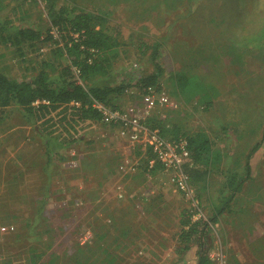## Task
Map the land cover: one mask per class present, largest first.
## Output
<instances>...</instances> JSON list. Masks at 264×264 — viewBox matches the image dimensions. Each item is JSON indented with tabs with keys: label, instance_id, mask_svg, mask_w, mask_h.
I'll list each match as a JSON object with an SVG mask.
<instances>
[{
	"label": "rangeland",
	"instance_id": "obj_1",
	"mask_svg": "<svg viewBox=\"0 0 264 264\" xmlns=\"http://www.w3.org/2000/svg\"><path fill=\"white\" fill-rule=\"evenodd\" d=\"M54 2L98 15L117 33L115 81L127 76L131 83L124 104L141 106L133 84L155 75L175 104L161 116H172L179 133L208 139L209 149L191 156L185 168L211 223L202 236L209 261L216 264L211 254L224 255L231 242V251L264 264V0ZM47 6L45 0H0V70L14 80L52 73L59 58L66 62L56 58L52 41L14 38L18 27H28L44 39ZM177 74L190 85L177 87ZM79 135L48 155L20 109L0 107V264H172L183 246L197 251L180 239L195 221L167 175L160 169L146 175L143 152L114 141L102 124L85 123ZM127 157L137 164L135 174L117 170ZM228 175L241 181L234 194L226 188ZM214 218L223 221L221 228ZM246 223L255 227L241 228ZM244 231L255 237L247 248Z\"/></svg>",
	"mask_w": 264,
	"mask_h": 264
},
{
	"label": "trees",
	"instance_id": "obj_2",
	"mask_svg": "<svg viewBox=\"0 0 264 264\" xmlns=\"http://www.w3.org/2000/svg\"><path fill=\"white\" fill-rule=\"evenodd\" d=\"M45 1L48 2L47 17L50 24L47 33L51 27L57 28L62 43L55 50L56 58L58 59L60 55L66 62H61L59 58L58 64L51 63L52 73L42 70L28 81L14 80L0 70V107L14 105L19 108L25 121L34 127L37 135L43 140L45 151L49 155L53 149L75 144L83 124L88 122L101 124L100 115L92 106L93 101L102 102L113 109L126 105L122 98L131 83H127V76L118 83L115 81L119 73L114 68V63L118 58V47L121 43L117 33L106 26L100 16L84 11L74 13L65 4L55 7V0ZM74 33H78L77 40L72 37ZM14 38L19 42L32 44L42 41H52L56 44L49 33L41 39L38 31L28 27H18ZM90 48L96 49L98 54L88 62ZM71 65L79 69L80 83L74 79ZM176 84L181 89L185 88L190 85V79L184 74H177ZM133 86H136L139 92H145L147 86L160 89L155 75L142 77ZM35 101L38 103L34 104ZM157 111L148 118L147 124L157 128L162 137H185L188 141L190 157L200 158L209 149V141L203 133L195 132L188 135L185 131L179 133V128L169 123L173 117H161ZM149 157L150 153L146 150L142 161L146 162ZM119 163L120 161L117 165ZM157 169L158 167L155 166L152 173ZM249 169L247 162V173ZM240 186L241 181L236 175H228L226 188L231 194H234ZM228 201L229 199L216 210V214H221L225 210ZM211 220L215 221V218ZM208 224L211 223L195 221L192 226L187 225L185 231L182 229L180 235L182 241L186 243L192 241L196 245L195 264H212L202 250V236ZM190 248L183 246L180 250L182 252L172 264L188 263L182 256ZM46 264L53 262L49 261Z\"/></svg>",
	"mask_w": 264,
	"mask_h": 264
},
{
	"label": "built area",
	"instance_id": "obj_3",
	"mask_svg": "<svg viewBox=\"0 0 264 264\" xmlns=\"http://www.w3.org/2000/svg\"><path fill=\"white\" fill-rule=\"evenodd\" d=\"M53 41L61 46L60 35L56 27H51L49 30ZM74 40H77L78 33L72 34ZM88 62H91L96 57L98 51L94 48L88 49ZM74 79L80 83L79 69L75 66H70ZM141 98V106L134 104H126L120 108L113 109L110 106L93 101L92 106L100 115V123L112 132L114 141H124L130 148H137L143 153L149 151L150 157L145 162L146 175H151L154 167L168 176L169 184L173 190L186 197L191 206V217L193 221H206L203 210L195 197L194 189L189 182L186 165L190 158L188 149V141L185 137L164 138L160 135L157 128H152L147 124L148 118L153 112H161V109L172 110L175 108L174 100L171 99L165 92L157 90L151 86H147L145 92H139ZM35 101L34 104H37ZM77 105V102H72ZM172 107V108H171ZM161 116V113H160ZM162 117V116H161ZM105 135L99 137L98 142L105 144ZM103 144V145H104ZM117 170L121 174H135L137 172V164L131 158L120 160L117 165ZM117 197L123 198L124 193L121 187H117ZM216 259V264H224V255L221 250L212 253Z\"/></svg>",
	"mask_w": 264,
	"mask_h": 264
},
{
	"label": "crops",
	"instance_id": "obj_4",
	"mask_svg": "<svg viewBox=\"0 0 264 264\" xmlns=\"http://www.w3.org/2000/svg\"><path fill=\"white\" fill-rule=\"evenodd\" d=\"M237 223V222H236ZM215 225H217V227L220 226V228L222 227L223 221L219 220L217 222L213 223ZM232 225V224H230ZM233 226V225H232ZM253 227H255L254 223H246L245 225H242L241 228H250L253 229ZM245 233V237H242L243 241H244V245L247 248V244H250L251 242H253L255 240V237L251 236L248 232L244 231ZM236 243V242H235ZM231 242L229 243L230 247L226 248V250L224 251V264H262L258 262V259H256V256L252 255L251 253H249V255L247 256H243L242 254H239V252L236 251L235 248H233V250L231 251L230 248L231 247ZM192 251V248H190V250L185 253L184 256H182L183 259L187 260L188 263L185 264H195L196 261V255H195V251L190 253ZM181 258V259H182Z\"/></svg>",
	"mask_w": 264,
	"mask_h": 264
}]
</instances>
